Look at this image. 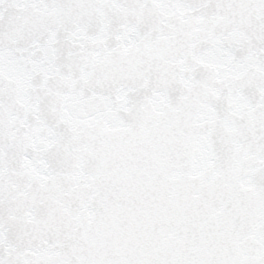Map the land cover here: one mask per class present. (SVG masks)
<instances>
[{
	"label": "snow or ice",
	"instance_id": "snow-or-ice-1",
	"mask_svg": "<svg viewBox=\"0 0 264 264\" xmlns=\"http://www.w3.org/2000/svg\"><path fill=\"white\" fill-rule=\"evenodd\" d=\"M0 264H264V0H0Z\"/></svg>",
	"mask_w": 264,
	"mask_h": 264
}]
</instances>
